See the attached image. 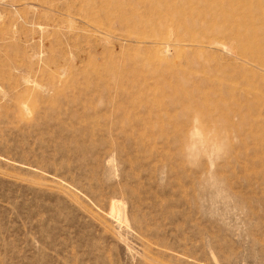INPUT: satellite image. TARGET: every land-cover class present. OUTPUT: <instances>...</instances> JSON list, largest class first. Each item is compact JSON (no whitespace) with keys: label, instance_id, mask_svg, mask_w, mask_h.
Here are the masks:
<instances>
[{"label":"rangeland","instance_id":"374dc122","mask_svg":"<svg viewBox=\"0 0 264 264\" xmlns=\"http://www.w3.org/2000/svg\"><path fill=\"white\" fill-rule=\"evenodd\" d=\"M214 1L199 49L185 0H0V264H264V0Z\"/></svg>","mask_w":264,"mask_h":264},{"label":"bare ground","instance_id":"6f19581e","mask_svg":"<svg viewBox=\"0 0 264 264\" xmlns=\"http://www.w3.org/2000/svg\"><path fill=\"white\" fill-rule=\"evenodd\" d=\"M115 1H116L115 2V6H117L116 9H117L118 12L125 11L126 8H127L128 12L130 14L128 19H123L122 17H117L116 18V22L119 23V24L124 23L125 25H131L132 27L136 28V30H139L138 27H143L144 25H146V22L142 21L138 17V15H136V11H138L139 9H141L143 11H146L147 14L150 13L151 18L149 19L150 20L149 22L152 21V17H154V16L158 17L159 16V13L150 12V10H151V8L154 5L158 4L161 0H115ZM180 1H182V0H180ZM185 1H186L187 4H190V6H191V9H189L190 12H188L187 14L186 13L184 14V13H180L179 11L166 10V12H167L166 14H168V15L165 18V20H168L170 22H172V21L184 22V23H187L188 25L193 26L194 28H198V29H201V30L204 28V30H202V32L199 33V35L196 37L197 41H198V48L199 49H203L204 48L203 46L208 45V44H213V43L217 46L218 45L217 42L215 43V41L213 39H208V37L211 36L213 30H212V28L205 27V25H206L205 21L206 20H211L212 21V20H215V19H219L217 14H215L213 12H215L216 7L223 8V6L222 5L217 6V4L215 3L214 0H185ZM194 5H201L202 11L201 10H199V11L194 10L193 9ZM223 20H224V22L225 21L231 22V20L229 18H227V20H225V19H223ZM134 22L136 23V25H134ZM124 24H123V27H124ZM110 29H111V27H110ZM124 32H125V30H124ZM129 32H130V30H129ZM126 38H127L128 41H130V39H131L128 36H126ZM136 38H138V37H136ZM248 38L249 37L246 36L245 40L247 41ZM172 53H175V52H171V54ZM229 54H230V52H229ZM240 58L245 60V61H251L250 56L246 55V53H244V52H241ZM208 74L209 75L210 74L214 75V70L213 69H209L208 70ZM229 74L230 73L228 72V75ZM215 75H218V73L215 72ZM226 80L236 84L237 75H233V76L230 75L228 77L226 76ZM233 88L234 87H232L230 89H232V90L236 89V88H234V89ZM245 96H246V94H245ZM248 110H249V108H247L245 110L247 112V115H248ZM238 111L239 110L233 111L232 116L233 117L240 116L241 113L238 112ZM246 118H247V116H246ZM251 125H252L251 121H250V123L246 124V130H248L251 127ZM229 129L231 130V133L239 134V131H240L241 127H240V125L233 126V127L230 126ZM215 130L220 135L222 134V132H224V129H222L220 124H217Z\"/></svg>","mask_w":264,"mask_h":264}]
</instances>
